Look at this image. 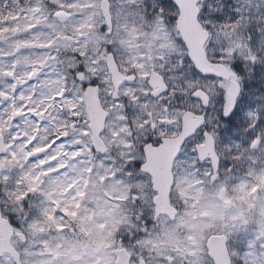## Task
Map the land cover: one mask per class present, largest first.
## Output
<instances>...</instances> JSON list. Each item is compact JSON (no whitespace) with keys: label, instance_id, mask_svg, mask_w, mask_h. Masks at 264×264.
Here are the masks:
<instances>
[{"label":"rangeland","instance_id":"rangeland-1","mask_svg":"<svg viewBox=\"0 0 264 264\" xmlns=\"http://www.w3.org/2000/svg\"><path fill=\"white\" fill-rule=\"evenodd\" d=\"M101 1L23 0L17 18L10 17L9 23L0 21V134L5 135L8 144V152L0 154V209L13 220L17 232L26 235L25 242L14 238L26 264H115L121 240L114 234L119 223L117 216L122 214L116 205L126 199L128 189L133 187L131 181H139L134 187L143 190L150 177L145 173L125 175L126 155H135V168L141 163V145L149 136L147 131L137 133L136 146H125L124 151L107 150L101 154L93 147L87 149L99 154L93 159L84 154L80 134L70 132L66 124L69 107L75 113L73 120L79 115L77 105L82 104L86 111L84 84L89 80L100 85L107 105H125L121 113L109 115L105 131L117 124H130L137 116L147 120L136 102L137 97L141 101L148 99L143 95L142 82L132 81L123 87L120 97L127 94L126 101L112 97L113 88L106 89L99 81L95 54L103 52L104 37L92 31V25L80 21L86 10L96 9L99 15ZM111 1L117 30L122 19L125 23L131 18L148 25L150 30L139 46L150 52L156 48V59L163 56L179 68L184 60L183 49L176 43L174 26L166 21L177 11L172 2ZM161 7L165 18L153 19L151 10ZM201 7L206 10L204 20L213 26L207 44L210 52L226 62L243 59L245 63L246 83L252 85L243 98V104L250 106L242 118L246 122L237 124L234 118L236 125H226L219 120L221 116L216 110L212 122L218 124L214 132L219 134L221 155L216 179H212L210 161L200 162L192 143L182 154L179 167L185 183L191 181L193 186L184 193L185 204L180 206L177 218L170 221L164 218L166 215L161 216L155 248L151 244H136L137 238L129 235H124L122 241L131 252L134 248L137 259L145 257L155 263L167 259L168 264H175L173 258L177 257L182 264H210L206 241L213 233H225L236 264H261L264 124L259 121L264 120V0H202ZM176 55L181 59L175 61ZM145 60L147 63L137 64L145 69L144 77L149 67L156 68L155 60ZM184 62L187 73L174 71L170 75L177 88L183 75L192 74L188 61ZM77 65L85 74L83 82L69 76ZM33 72L36 78L31 80ZM197 83L203 84V80ZM213 89V108L218 109L221 92ZM129 90H136L135 95ZM70 101L75 102L69 105ZM131 104L134 111L130 109L128 113ZM153 107L159 116V109ZM15 111L17 119H13ZM87 121L83 125L85 131L90 126L88 116ZM37 156L42 157L40 171H34L38 165L32 163ZM197 176L202 180L193 179ZM44 177L48 179L45 181ZM117 192L124 195L117 197ZM185 233L186 241L182 239ZM168 248L175 250L169 253ZM0 264L12 263L5 257L0 258Z\"/></svg>","mask_w":264,"mask_h":264},{"label":"clouds","instance_id":"clouds-1","mask_svg":"<svg viewBox=\"0 0 264 264\" xmlns=\"http://www.w3.org/2000/svg\"><path fill=\"white\" fill-rule=\"evenodd\" d=\"M145 9V16L147 17L149 13L146 6ZM109 10L114 11L115 6H110ZM163 11L162 7L152 9L151 12L153 14V19L156 17L164 19ZM80 22L86 25H92V31H95L100 36L104 37L102 42L103 52L95 54V62L100 74V83H103L106 89L115 87L112 80V65L115 64L117 70L121 72L122 77L128 78L129 74H131V76L137 78L138 82H142L143 95L148 97L146 101H141L139 97H137L136 100L138 105L142 108L144 115L147 116V120L144 119V116H137L132 118L130 124H117L115 127L108 128V131H104V129L100 130L99 134L102 135L109 153L116 151L117 149L119 151H124L125 146L135 147L136 134L140 132L147 131L153 139L161 138L162 140L173 134L179 135L183 127V119L181 115H176V113L187 110V104L185 101L192 105L200 103L198 91L201 87L197 82L201 80L202 77L193 74L190 76L185 74L183 75L179 88H177L175 84L169 80L170 75L174 71L178 72L177 64L175 62L169 63V61L162 56L159 59H156L154 55L157 52L156 48H153L150 52L148 49L139 46L146 39V34L150 30L148 25L134 22L131 18L125 23L122 19L117 30V27L107 24V18L104 16L102 9L100 10L99 15H97L96 9L86 10L84 17ZM113 23L115 24V21ZM205 26L210 33L213 31L211 23H207ZM74 35H78V32H74ZM85 51L91 50L87 49ZM73 55L75 56V54ZM145 57L155 60L156 70L161 74L165 83L168 85V87L162 89L160 93H157L155 97L151 95L153 92L151 78L142 76L145 69L137 67V64L139 63H147ZM221 58L222 57H217L216 59L219 60ZM174 59L175 61H178L181 58L179 55H176ZM160 60H164V62L161 63ZM77 68L78 65L70 70V77L74 78L78 75V72L76 71ZM184 72H188L186 67L184 68ZM180 89H183V91H180ZM217 89L220 90L218 86ZM129 91L131 95H135L136 90ZM169 97L172 99H168ZM194 97L195 99H193ZM173 101H175V103H173ZM74 102L75 101H70L69 105ZM154 105L157 106L160 111L159 116L155 114L157 109L153 107ZM124 108L125 105L121 102L119 107L112 104L104 106V111L108 115H111L113 112L119 114ZM67 110L68 116L66 124L68 130L80 134L81 140L85 146L84 154L95 159L99 154L91 153L87 151V149L94 146L91 143V140L97 133L90 126L87 131L84 130L83 125L87 124L88 121L87 113L84 110L83 105H77L79 115H76L75 120H73L75 113L70 110V107ZM192 110L195 111L196 109L193 108ZM124 115H127V113H124ZM105 120V127H107L108 123H110L107 120V116L105 117ZM73 124L77 125L75 129L72 127ZM185 139L187 140L188 138L186 137ZM145 141H148L147 135L145 136ZM183 148L184 145H182V149ZM192 150L199 152V143H196ZM28 151H31V149H28ZM119 151H117V157H119ZM117 157H114V159ZM41 158L42 157L37 156L36 160L32 161L33 164L38 165V168L34 169V171L43 170V166L39 164ZM100 158L104 159L106 157L101 156ZM125 159L128 161V163L125 164L126 176L130 174H139L142 171V169L138 170L135 168L134 161L136 157L134 154L130 156L126 155ZM180 159H182V157L178 153L177 157L173 160L172 184L169 185L168 188L169 203L177 208L178 211H180V206L185 204L184 193L193 186L191 181L187 183L184 181V174L179 167ZM197 163H199V161H197ZM129 165H132V167H129ZM117 170L119 171V169ZM195 170L199 171V168H196ZM47 179V177H44L45 181ZM193 179L200 181L202 180V177L197 176ZM138 182L139 181H131L133 187L128 189L126 199L120 200L116 205L117 208L121 209L122 214H118L117 216L119 223L114 235L116 239L121 241L123 240L124 235H129L130 238L136 237V244L142 243L145 246L151 244L153 248H155L157 237L159 236L157 229L162 216V214L158 212L157 203V198L161 193L152 183L151 177L147 178L143 190L134 187ZM114 195L119 197L124 195V193L117 192L114 193ZM164 218L168 219L166 216ZM138 233H147V235H138ZM186 237L187 233H185V236L182 237V239L186 241ZM174 250V248L166 249L169 253ZM132 251L136 254L134 248ZM137 255H142V253H138ZM173 259L175 264H182V261H179L177 257H174ZM132 264H139V262L133 261ZM161 264H163V262H161ZM169 264H173V262L170 261Z\"/></svg>","mask_w":264,"mask_h":264},{"label":"water","instance_id":"water-1","mask_svg":"<svg viewBox=\"0 0 264 264\" xmlns=\"http://www.w3.org/2000/svg\"><path fill=\"white\" fill-rule=\"evenodd\" d=\"M201 0H179L180 2V17L178 18L177 27L182 29L181 35H186L191 41L194 51L199 59V62L208 66L209 59L205 44L209 39L210 32L200 22L198 16L200 15L201 8L199 2ZM174 4L176 0H173ZM111 2L103 0L101 8L104 16L107 18V24L113 25V18L109 10ZM110 59V58H109ZM223 65L220 63H213V66ZM113 83L115 89L118 90L119 86L124 81L121 72L117 70L115 64L112 65ZM35 78L33 74L32 79ZM79 79H83L82 74L78 75ZM151 84L153 86V95L156 96L162 89L163 80L153 74L151 77ZM159 86V89H156ZM85 103L87 113L90 119V127L97 133L93 136V145L96 151L104 153L107 146L104 143L102 136L99 134L101 129H105V113L104 107L99 94V85L87 86L85 91ZM233 111V110H232ZM17 114H15V117ZM204 125V116L197 115L194 112H186L183 118L182 132L175 138H164L163 143L159 146L147 144L144 147L146 161L142 164V171L152 176V183L160 190L161 195L157 198L158 212L166 214L171 220L177 216L178 210L169 203L168 188L172 184V169L173 160L180 152L182 145L186 142V137L189 138L195 134L196 130ZM6 151L4 137L0 136V152ZM198 156L200 160H205L209 156L213 163L215 174L217 173L220 165V157L216 151L215 137L210 132H205V142L199 144ZM215 178V176H214ZM14 235V227L10 221L3 217L0 212V255L8 252L11 253L14 260L20 263V253L13 247L11 238ZM24 240V235L19 234ZM209 253L216 264H231L229 251L227 248V238L224 235H212L207 241ZM130 254L127 249L123 248L119 251L117 264H129ZM143 264V263H141Z\"/></svg>","mask_w":264,"mask_h":264},{"label":"snow or ice","instance_id":"snow-or-ice-1","mask_svg":"<svg viewBox=\"0 0 264 264\" xmlns=\"http://www.w3.org/2000/svg\"><path fill=\"white\" fill-rule=\"evenodd\" d=\"M177 11L176 15L172 17L173 25L176 26L178 24V18L180 17V2L179 0H176V3L172 5ZM199 18V16H198ZM177 32H182V29L177 27ZM176 43L180 45V47L184 50L183 56L184 60L180 61V66L177 69L178 72L184 71L185 68V60L188 61V65L191 67V72L195 76L202 77L203 80L210 82L211 86L219 87L221 90V103L223 104L222 107V113L224 117H230L232 114V110L236 107L237 100L240 96V84H241V77L238 73L234 71L232 66L229 65H216L213 66L212 61L209 60L208 66H204L199 62V59L196 55V52L193 49L191 41L188 39L186 35H180ZM231 51V50H230ZM167 52V49L165 48V53ZM163 57V56H162ZM253 60H255V57H253ZM77 72L80 71L79 66L76 70ZM96 81L95 80H89L86 82V86H95ZM83 95V89L81 92V96ZM198 97L203 101L205 105H207L210 102L211 96L209 94V91L200 88L198 91ZM259 123L264 124V120H260ZM148 141H151L153 146H158L163 142L161 138H157L153 140L152 137L148 138ZM148 141H145V143H150ZM34 146V145H33ZM51 155L52 153H48ZM144 146H141V163L136 164V168L138 170L142 169V163L144 161ZM141 175H143V172H140ZM261 264H264V262H261Z\"/></svg>","mask_w":264,"mask_h":264},{"label":"flooded vegetation","instance_id":"flooded-vegetation-1","mask_svg":"<svg viewBox=\"0 0 264 264\" xmlns=\"http://www.w3.org/2000/svg\"><path fill=\"white\" fill-rule=\"evenodd\" d=\"M169 19H170V17L167 16L166 21H168ZM211 59H212V58H211ZM215 62H216V61H215ZM225 63H226V62H225ZM226 64L229 65V66H232V68L234 69L233 64H231V63H226ZM153 69H154V67H150V68H149V71H146L145 75H147V77H150V76H151V72L153 71ZM234 71H235L236 73H238L239 76L241 77V84H240V85H241V94H240V96H239V99L237 100V105H236L235 111H234V113H233V116H237V115L239 114V112L241 111L242 100H243V98L245 97V81H244V77H243V76H242V75H241L236 69H234ZM129 77H131L130 82L137 80V78L131 76V74H129ZM131 80H132V81H131ZM169 80L172 81V82L175 84V86L177 87L176 83L172 80L171 76L169 77ZM125 83H126V82H125ZM124 85H125V84H124ZM124 85H123V86H124ZM123 86H122V87H123ZM167 87H168V85H167ZM202 88L208 90V91L211 93V96H212V103H213V100H214L213 97H214V94H215V91H214V89H213L214 87L211 86L210 82L203 80ZM215 90H218V89L215 87ZM181 91H183V89H182ZM219 92H221V90H219ZM151 95H152V94H151ZM113 97H117V96H115V95L113 94ZM118 97H119V99L121 98V99H123V100H126V98H127L126 95H125L123 98L120 97V96H118ZM168 99H172V98L169 97ZM165 102H167V101H165ZM219 102H220V103L217 105V106H218V109H214V108H213V104H211L210 107H208V108H203L202 105H201V102H200V105L196 106V108H195V109H196L195 111H196L197 113L205 114L206 117H207V123H206L205 127L199 129V131L197 132V133L199 134L198 136L201 137V140H202V141L204 140V131H205V129H209V130H211V131L214 132V131L218 128V124L215 123V122H212V117H213V114L215 113L216 110H217V113H219L220 116H221L220 118L217 117V118H219L220 121H222V122L225 123L226 125L230 124V122L232 121V118H233L232 116H231L230 118H228V119L225 118V117L223 116V113H222V107H223V104L221 103V99L219 100ZM173 103H175V101H173ZM185 103L187 104V110H191V109H193V107H192L193 105H192V104L188 103L187 101H185ZM133 107H134V104H131L130 109H131L132 112L134 111ZM187 110H183L182 112H179L180 115L183 117V114H184ZM217 118H216V119H217ZM216 135L219 136V134H217V133H216ZM173 136H175V134L171 135V137H173ZM149 137H151V135H150ZM149 137H148V138H149ZM202 138H203V139H202ZM217 138H218V137H217ZM155 139H157V138H155ZM155 139H153V140H155ZM190 145H191V142H190V139H189V140L187 141V143L184 145L183 150H185L186 147H187V149H188V148L190 147ZM120 244H121L122 246H124L125 243H124L123 241H120ZM15 247L18 249V246H17V245H15ZM5 257L10 258L12 264H16V263L13 261V259H12V257H11L10 254H5L4 256H2V257H0V258H5ZM144 259H145V258L137 259L136 255H135L134 253H132L131 264H132L133 261H138V262H140V261H142V260H144ZM166 260H167V259H162V260L160 259V260H158V261L155 263V262H152L151 260H148V259H147V264H161V262H163V264H168V262H166ZM22 263H23V264H26V262H24V260H22ZM233 264H234V263H233Z\"/></svg>","mask_w":264,"mask_h":264},{"label":"trees","instance_id":"trees-1","mask_svg":"<svg viewBox=\"0 0 264 264\" xmlns=\"http://www.w3.org/2000/svg\"><path fill=\"white\" fill-rule=\"evenodd\" d=\"M17 1L19 3V6H21L22 5V0H17ZM169 1L171 3V0H169ZM14 9H15V7L12 6L9 1L7 2V0L6 1L0 0V21L3 22V23H8V21L11 19L10 17L14 16L13 15L14 14ZM205 11L206 10H204V12ZM204 12L202 14L201 20L206 25L207 23L204 20L205 19Z\"/></svg>","mask_w":264,"mask_h":264}]
</instances>
